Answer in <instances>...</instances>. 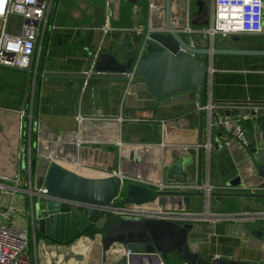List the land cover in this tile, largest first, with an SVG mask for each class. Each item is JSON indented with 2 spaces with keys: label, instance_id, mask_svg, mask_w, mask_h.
<instances>
[{
  "label": "crops",
  "instance_id": "0c3cea01",
  "mask_svg": "<svg viewBox=\"0 0 264 264\" xmlns=\"http://www.w3.org/2000/svg\"><path fill=\"white\" fill-rule=\"evenodd\" d=\"M82 1L78 11L62 16L58 11L53 12L56 2L53 0L50 27L42 39L40 54L41 39L38 42L30 68L0 67V174L13 177L22 172L23 190L18 192L22 214L13 218L24 228L36 214V203L40 205L42 219L48 212L46 199L34 195L32 200L30 196L39 189L29 166L39 157L40 164L57 162L90 178L122 172L134 178L128 181L154 187L157 191L161 190L156 184L167 182L166 157L170 152L175 160L184 157L189 161L193 177L197 175L200 144L196 96L186 93L154 104L141 78L129 83L126 73L103 70L98 65L102 54L122 63L132 56L135 59L148 29L163 27L165 0ZM213 7V0H191L188 28L180 31L193 45L218 49L264 48L262 34H219L211 40L204 31L212 23ZM138 36L140 42L135 44ZM148 46L149 43L146 51ZM200 59L213 68L207 101L212 99L216 105L223 106V110L219 108L221 116L250 112L252 117L249 125H245L246 135L249 144L257 141L261 130L254 111H248V107L264 104V55L215 54L201 55ZM80 114L84 118L82 122L77 119ZM120 116L124 119L122 122L118 120ZM163 121L167 122L166 127ZM79 139L83 142L81 146H78ZM209 140L211 151L205 147ZM228 140L229 135L220 128L210 129L209 113L203 110L202 185H211L213 192L264 193L249 147L237 141L226 145ZM76 160L81 165H77ZM236 177L242 179L241 185L229 186ZM119 195L121 199L123 194ZM161 199L162 196H156L149 205L139 206L223 215L264 211V199L259 198L224 197L210 201L191 198L193 201L187 203L189 208L185 207L184 197ZM31 201L33 208L28 206ZM130 206L134 205L121 207ZM196 224L209 225L208 237L201 243L203 259L264 264V219L226 218ZM257 231L260 235H255ZM84 237L70 244L36 237V243L33 241L28 250L31 263L96 264L97 258L91 255L101 237L93 236L90 240ZM128 254L123 246L116 244L104 264L145 262L142 254L131 258ZM163 262L187 264L176 253Z\"/></svg>",
  "mask_w": 264,
  "mask_h": 264
},
{
  "label": "water",
  "instance_id": "95a60500",
  "mask_svg": "<svg viewBox=\"0 0 264 264\" xmlns=\"http://www.w3.org/2000/svg\"><path fill=\"white\" fill-rule=\"evenodd\" d=\"M190 4L191 0H165L163 27L158 30L152 28L149 31V46L136 70V78L139 77L143 81L149 97H152V103L161 104L186 93L194 94L199 103L200 147L197 175L193 177V168L189 161L184 157L175 160L170 152L166 157L167 182L181 187L173 190H156V196H162L161 200H167L168 197L169 199L184 197L187 208H189L187 203L193 201L191 198H203L205 201L224 197L264 199V193L213 192L210 190L211 185L207 187L202 185L203 106L207 102L206 94L211 74L210 67L200 59L201 55L215 54L261 56L264 55V48L218 49L193 45L180 31L181 28H188L191 17ZM155 31L160 32L159 36L154 35ZM137 38L135 44L140 42L139 36ZM133 61L134 56L122 63L114 57L109 58L102 54L98 59V65H101L103 70L125 74L132 67ZM262 116L264 117V111ZM258 125L261 136L248 147L255 160V171L264 185V119ZM261 142L262 144H259ZM32 171L33 175L38 173L37 188L40 189L44 185L47 189V193L33 191V195L47 200L48 209L46 217L42 219L40 205L35 204L36 214L32 217L35 225L38 223L36 234L62 244H70L85 235L91 238L99 235L101 241L95 243L91 255L97 258L96 264H104L108 252L116 244L127 250L128 258L142 254V258H150L152 261H155L153 258L168 261L170 255L176 253L187 264H249L236 259L230 261L203 259L200 256L201 243L208 237L209 225L203 224L201 227L196 224L198 222L180 224L164 219L138 217L129 219L112 215L114 207L122 206L115 203L120 193H124L127 198L133 196L129 193V185L126 184L128 180L118 175L105 178L85 177L57 162L49 161L40 165L34 161ZM241 183L242 179L236 177L228 185ZM192 185H196V188H189ZM155 199L148 198L143 205H149ZM255 235H260V232H255Z\"/></svg>",
  "mask_w": 264,
  "mask_h": 264
},
{
  "label": "built area",
  "instance_id": "2783aa9c",
  "mask_svg": "<svg viewBox=\"0 0 264 264\" xmlns=\"http://www.w3.org/2000/svg\"><path fill=\"white\" fill-rule=\"evenodd\" d=\"M213 1L212 23L204 31L206 35L212 38L211 40L219 34L242 33L264 35V0ZM52 3L53 0H0V67L5 66L18 69H28L31 67L37 53L38 42L41 39L40 54L42 39L50 27ZM11 16H17L22 19L20 30L10 28L9 20ZM51 27V29L55 28V26ZM150 30L151 28L147 31L144 43L134 59L132 67L126 72L129 83H132L136 79V70L145 54ZM212 73L213 68L210 67V74L212 75ZM219 108L223 110V106L216 105L212 99L209 102L207 101L203 106V110L206 109L209 113L210 129L218 127L227 133L230 140L225 142L226 145L232 141H237L243 147H248L249 139L246 135L247 128L244 122L252 117L250 112L221 116V109ZM250 110H253L254 115L257 117L264 111V104H252L248 107V111ZM22 115L24 117L25 112ZM77 119L79 122L84 120L81 114L78 115ZM118 120L122 122L124 119L120 116ZM162 125L166 127L167 122L163 121ZM82 144L83 142L79 139L78 146ZM205 147L211 151L212 143L210 140L205 144ZM75 163L81 165L78 160ZM29 170L32 175V162ZM112 175H118L124 180H134L132 176L122 172H115ZM22 181V172L13 177L0 174V264H32L28 250L33 241L36 243L37 232L33 217L29 218L27 228L18 224L17 220L13 218L14 215H20L21 206L17 205L16 196L18 192L23 190L21 188ZM156 186L161 191L181 187L165 181H161ZM189 188L195 189L196 185L189 186ZM39 192L47 193L44 185L39 189ZM33 194L34 192H31V199L34 197ZM28 206L33 208V202L31 201V205L28 204ZM112 213L129 218L164 219L180 224L204 222L207 220L218 221L226 218L228 220L243 218L251 221L264 219V211L243 212L240 215H223L207 211L193 212L172 208L147 209L140 206H117L112 209ZM31 233H33V236ZM153 259L156 261V264H164L163 261H158L156 258Z\"/></svg>",
  "mask_w": 264,
  "mask_h": 264
},
{
  "label": "rangeland",
  "instance_id": "374dc122",
  "mask_svg": "<svg viewBox=\"0 0 264 264\" xmlns=\"http://www.w3.org/2000/svg\"><path fill=\"white\" fill-rule=\"evenodd\" d=\"M81 2H83L82 0H56V2H54V8H53V12L58 11L59 13L63 14L62 16L66 15L67 13H70L71 11H78L80 6H81ZM9 26L11 29H17L20 30L21 26H22V19L20 17L17 16H11L10 20H9ZM159 31H155L153 32L154 35L159 36L158 34ZM160 33V32H159ZM2 72V70H0V73ZM41 163V159L40 157L37 158V164L40 165ZM26 164V160L24 158L23 161V165ZM33 164V163H32ZM165 174L167 176V170H165ZM29 177V175H28ZM34 181L37 180V172L34 174ZM126 184L129 185V193H132V197L127 198L125 196L124 193L123 196H121V199H116L115 203H117V205H119V203L122 206H127L128 204H133L134 206H139L145 203L146 199L150 198L151 200H153V198H156V190L154 187L145 185V184H141L138 182H134V181H126ZM35 191V190H34ZM18 196H16V203L18 206H20V193L17 194ZM146 195V197L144 196ZM120 198V195H119ZM146 198V199H145ZM19 201V203H18ZM20 214H22V210L19 211ZM86 240H90V236L85 235V237L83 239ZM81 241V240H80ZM79 243V241H78ZM83 251V250H82Z\"/></svg>",
  "mask_w": 264,
  "mask_h": 264
},
{
  "label": "trees",
  "instance_id": "16d2710c",
  "mask_svg": "<svg viewBox=\"0 0 264 264\" xmlns=\"http://www.w3.org/2000/svg\"><path fill=\"white\" fill-rule=\"evenodd\" d=\"M264 119V117L263 116H257V121H258V123H260L262 120ZM249 122H250V120H247V121H245L244 122V125H246V126H248L249 125ZM245 126V127H246ZM36 237L38 238L39 236H38V233L36 234Z\"/></svg>",
  "mask_w": 264,
  "mask_h": 264
},
{
  "label": "clouds",
  "instance_id": "9594fccd",
  "mask_svg": "<svg viewBox=\"0 0 264 264\" xmlns=\"http://www.w3.org/2000/svg\"><path fill=\"white\" fill-rule=\"evenodd\" d=\"M150 258H144L145 262H142V264H156V261L149 260ZM159 261V260H158ZM163 261V260H162ZM126 264V262H125ZM132 264V262H131Z\"/></svg>",
  "mask_w": 264,
  "mask_h": 264
},
{
  "label": "bare ground",
  "instance_id": "6f19581e",
  "mask_svg": "<svg viewBox=\"0 0 264 264\" xmlns=\"http://www.w3.org/2000/svg\"><path fill=\"white\" fill-rule=\"evenodd\" d=\"M83 240V239H82Z\"/></svg>",
  "mask_w": 264,
  "mask_h": 264
}]
</instances>
